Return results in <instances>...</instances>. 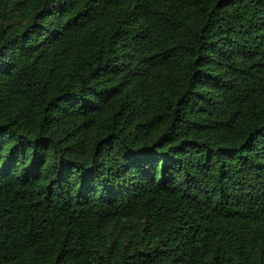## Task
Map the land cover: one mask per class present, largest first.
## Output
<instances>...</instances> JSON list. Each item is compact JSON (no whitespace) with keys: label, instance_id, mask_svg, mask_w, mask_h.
Returning a JSON list of instances; mask_svg holds the SVG:
<instances>
[{"label":"trees","instance_id":"obj_1","mask_svg":"<svg viewBox=\"0 0 264 264\" xmlns=\"http://www.w3.org/2000/svg\"><path fill=\"white\" fill-rule=\"evenodd\" d=\"M0 264H264V0H0Z\"/></svg>","mask_w":264,"mask_h":264}]
</instances>
